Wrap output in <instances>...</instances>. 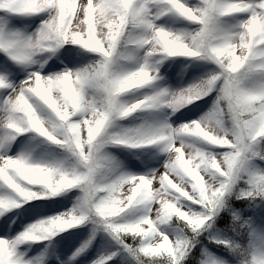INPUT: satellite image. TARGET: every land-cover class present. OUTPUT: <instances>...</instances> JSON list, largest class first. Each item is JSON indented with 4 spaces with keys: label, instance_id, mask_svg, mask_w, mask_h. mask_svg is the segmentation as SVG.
<instances>
[{
    "label": "snow or ice",
    "instance_id": "6c2138e0",
    "mask_svg": "<svg viewBox=\"0 0 264 264\" xmlns=\"http://www.w3.org/2000/svg\"><path fill=\"white\" fill-rule=\"evenodd\" d=\"M0 264H264V0H0Z\"/></svg>",
    "mask_w": 264,
    "mask_h": 264
}]
</instances>
